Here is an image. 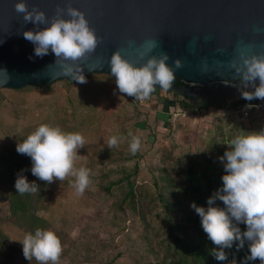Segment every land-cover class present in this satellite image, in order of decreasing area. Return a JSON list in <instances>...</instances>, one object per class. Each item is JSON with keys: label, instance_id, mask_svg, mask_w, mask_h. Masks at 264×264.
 Instances as JSON below:
<instances>
[{"label": "rangeland", "instance_id": "374dc122", "mask_svg": "<svg viewBox=\"0 0 264 264\" xmlns=\"http://www.w3.org/2000/svg\"><path fill=\"white\" fill-rule=\"evenodd\" d=\"M85 79L86 83L82 84L67 82V85L66 81H57L48 87L0 89V152L19 133L24 131L23 135H29L34 130L33 126L37 128L46 124L64 132H78L86 144L78 149L77 155L84 158H78L75 167L89 169L92 180L83 195H78L70 186L74 180L71 176L64 182H45L46 193L37 212L43 215L36 214L33 222L28 218L30 224L21 226L0 220V233L5 244L14 247L13 256L0 257V264H28L23 259L24 236L34 234L37 228L46 230V225H52L57 236L59 232L64 233L62 237L65 238H59L64 254L59 264L163 262V248L159 242L164 236L166 218L160 211L153 210L148 217L149 226L144 227L136 213L113 217L108 211L111 198L100 193L98 183L103 175L108 179L114 178L120 168L130 170L136 164L137 182L155 194L147 171L152 166L159 170L160 193L164 197L169 196L173 188L171 182L164 178L167 158L173 155H180L184 160L194 158L196 148L202 147L201 137L205 131L214 136L211 128L217 112L193 115L189 111L176 110L155 116L150 112L148 102H137V111L145 113V117L136 116L139 122H134L133 128L128 129L122 120L129 116L130 102L126 94L118 91L115 77L90 74ZM161 95L165 97L166 92L161 91ZM166 97L171 101L175 99L171 95ZM171 101L168 100L164 106H171ZM160 104L163 106L162 101ZM231 114L235 116L233 111ZM259 117L264 120V116ZM242 122L248 125V120L242 119ZM261 126L264 129V121ZM19 129L22 130L18 133ZM129 133L141 140L137 156L130 151L132 137ZM111 136H117L120 142L109 149L106 141ZM129 157L132 159H127ZM173 215L176 216L175 213ZM65 241L67 244L64 245ZM33 260L29 262L37 264Z\"/></svg>", "mask_w": 264, "mask_h": 264}, {"label": "clouds", "instance_id": "9594fccd", "mask_svg": "<svg viewBox=\"0 0 264 264\" xmlns=\"http://www.w3.org/2000/svg\"><path fill=\"white\" fill-rule=\"evenodd\" d=\"M14 8L18 14H22L25 24L36 26V30L23 32L24 39L35 46V56L42 58L51 51L63 76L71 77L77 83H86L79 62L95 53L101 38L89 26L85 14L70 3L66 7L58 6L51 18L37 7L29 9L26 0L15 3ZM41 25L45 26L42 30ZM144 48L152 52L155 45L152 41H146ZM248 52H251L250 46L247 51H239L238 62L231 63L235 74L240 77V86H233L241 90V96L246 101H264V54L249 55ZM144 55L145 52L139 53L141 60ZM167 60L168 56L162 53L159 58L153 56L137 67L117 50L108 64L118 91L143 102L151 98L156 86L164 91L172 87L176 77L174 70L166 64ZM175 67L182 68V62L176 60ZM248 88L254 91L242 90ZM129 136L132 137L130 151L135 155L141 149V140L132 133ZM119 142L117 136H111L106 145L112 149ZM85 144V138L78 132H64L58 127L42 124L17 144L16 151L31 158V173L40 181L48 184L54 180L64 182L71 176L74 180L70 186L78 195H83L92 184L91 172L85 167L76 168L75 161L84 158L77 152ZM220 160L225 172L221 177L222 187L207 200V208L198 207L195 203L191 205L200 217L207 238L216 246L211 255L218 261H225V249H231L235 244L240 250L247 242L250 254L243 264L257 260L264 264V130L233 138ZM15 188L18 194L23 195L35 193L39 187L18 174ZM217 200L222 202L223 207L215 206ZM239 224H244L246 230L242 232L237 226ZM22 251L26 260L35 259L37 264H59L63 247L53 231L37 228L34 234H25Z\"/></svg>", "mask_w": 264, "mask_h": 264}, {"label": "water", "instance_id": "95a60500", "mask_svg": "<svg viewBox=\"0 0 264 264\" xmlns=\"http://www.w3.org/2000/svg\"><path fill=\"white\" fill-rule=\"evenodd\" d=\"M20 0H0V89L48 87L57 81L76 82L63 76L51 51L42 58L23 32L36 30L15 11ZM48 18L57 7L71 4L85 14L101 43L95 53L80 61L82 75H111L108 61L115 51L139 67L153 56L166 54V64L185 86L168 90L193 104L201 101L227 106L245 100L240 77L231 67L240 50L264 54V0H26ZM68 18V17H64ZM41 25V30L44 28ZM146 41L155 48L147 52ZM145 52L143 60L139 53ZM183 67L176 69L175 61ZM6 72V74L4 72ZM5 83V81H7ZM225 81H228L225 84ZM259 85V81H256ZM161 90L159 86H156ZM254 91L253 88L242 89Z\"/></svg>", "mask_w": 264, "mask_h": 264}, {"label": "trees", "instance_id": "16d2710c", "mask_svg": "<svg viewBox=\"0 0 264 264\" xmlns=\"http://www.w3.org/2000/svg\"><path fill=\"white\" fill-rule=\"evenodd\" d=\"M66 84L69 85L67 82ZM173 85L176 88L185 86L180 79H176ZM161 91L163 90L156 89L151 94V98L146 101L149 103L154 97L152 100L156 102L157 98H166L167 95H171L175 98L169 107L171 113L179 110L197 115L208 110L216 111L217 115L214 117L211 128L214 136H209L205 131V135L201 137L202 147L196 148L195 157L192 159L184 160V157L180 155L167 158L165 162L167 174L163 173L166 176L164 178L171 182L173 188L167 197L160 193L159 170L156 167L147 168L150 173L149 184L156 191L155 194H151L144 184L137 182L136 164L130 170H126L124 167L120 168L118 176L114 178L108 179L109 177L103 175L98 183V188L102 195L111 198L108 211L115 218L118 215L136 213L144 227L149 226L148 217L153 210L160 211L166 218L164 236L159 242L163 248L162 264H232L233 261L235 264H243L245 257L250 254L247 242L240 250H237L235 244L231 249H225L227 255L225 261H218L211 255L216 246L207 238L202 229L200 217L191 205L195 203L198 207L207 208V200L222 187L221 177L225 172L220 157L228 150L229 142L236 136L245 135L247 132L264 130L261 126L264 120L258 115L252 114L248 119V125H244L238 113L244 100L233 101L227 106H216L206 101L193 104L176 92L167 90L164 97L161 95ZM128 98L130 102L129 116L122 122L124 121V125L130 129L133 128L134 122L137 123L139 118L145 117V113L141 114L137 111V102L139 103V101H135L134 97L128 96ZM254 101L255 99L251 102ZM232 111L236 117L231 114ZM33 128L36 129L34 126ZM21 130L19 129L18 133ZM23 133L24 131L10 140L0 152V220L3 222L12 221L20 226L25 223L30 224L28 218L31 219V222L34 221V216L40 210V204L46 193V183L31 173V158L16 151L17 144L28 136ZM131 157L127 159H132ZM18 174L24 176L29 183H36L39 187L38 191L18 194L15 188ZM215 206L223 207V204L217 200ZM174 213L178 217L173 215ZM237 226L242 232L246 230L244 224ZM44 229L54 232L52 225H46ZM63 235L64 233L59 232L58 238H65L62 237ZM66 241L64 245L67 244ZM13 254L14 247L5 244L4 236L0 233V257L10 258ZM62 255L64 254L62 253ZM23 259L31 264L24 256ZM33 261L37 263V261ZM248 264H260V262L259 260L249 261Z\"/></svg>", "mask_w": 264, "mask_h": 264}, {"label": "built area", "instance_id": "2783aa9c", "mask_svg": "<svg viewBox=\"0 0 264 264\" xmlns=\"http://www.w3.org/2000/svg\"><path fill=\"white\" fill-rule=\"evenodd\" d=\"M238 113L244 120H248L252 114L264 116V101L258 99H255L254 102L244 100Z\"/></svg>", "mask_w": 264, "mask_h": 264}, {"label": "crops", "instance_id": "0c3cea01", "mask_svg": "<svg viewBox=\"0 0 264 264\" xmlns=\"http://www.w3.org/2000/svg\"><path fill=\"white\" fill-rule=\"evenodd\" d=\"M152 99H154V97L152 98ZM150 100V104H148V106H149V108L151 109L150 110V112L152 113H154V115L156 116V114H157V116L158 115H165V114H168V113H171V112H169V107H171V106H169V107H165L164 105H166L167 104V101L169 100V101H171L170 99H169V97L167 98H160V100L159 101H153V100ZM164 99V100H163ZM160 101H162L163 102V106L160 104ZM140 102V101H139ZM143 102H148V101H143ZM143 102H140L141 104H143ZM139 103V104H140ZM154 103V104H153ZM230 104V103H229ZM228 104V105H229ZM171 109V108H170ZM145 111H148V109L147 110H145ZM178 111V110H177ZM204 113H206V114H213L214 113V110H208L207 112H203V114Z\"/></svg>", "mask_w": 264, "mask_h": 264}]
</instances>
